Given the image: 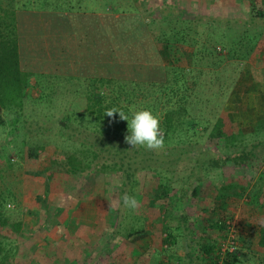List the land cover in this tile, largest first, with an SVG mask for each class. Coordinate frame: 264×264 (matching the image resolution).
I'll return each mask as SVG.
<instances>
[{
  "label": "rangeland",
  "instance_id": "1",
  "mask_svg": "<svg viewBox=\"0 0 264 264\" xmlns=\"http://www.w3.org/2000/svg\"><path fill=\"white\" fill-rule=\"evenodd\" d=\"M6 1L0 0V4ZM160 1L53 0V3L69 7L71 16L85 23L88 17L104 24L105 17L118 18L136 12L158 18L156 7L165 5ZM174 1L183 6L186 16L205 21L202 26L209 23L215 30L201 28L208 33L204 40L210 42L206 47L226 53L218 61L220 67L226 68L222 79L230 86L239 78L246 63L256 67L264 65V0ZM62 37L60 45L71 51L74 58L83 36L75 30ZM50 42L47 40V45ZM35 45L40 46L38 40ZM195 48L194 44H170L173 65L191 68ZM230 50L235 53L234 59L227 57ZM126 64L128 62L117 68L123 70L125 77H131ZM187 74L191 76V70ZM46 80L42 79L39 86L34 85L18 118L16 114L3 113L0 213L8 222L0 231V242L5 249L2 264H175L176 261L178 264H206L207 257L201 259L204 254L200 245L207 236L209 239L218 236L217 247L220 245L226 251L223 245L235 248L233 264H264V249L259 243L260 230L264 227L260 217L264 206L260 202L254 207L250 205L255 192L260 196L264 192V159H261L264 147L254 149L257 153L252 162L249 159L250 163L237 166L225 160L227 155L240 153L244 146L250 149L256 139H262L264 144V128L259 134H245L244 130V137L236 142V147L225 145L222 138L208 137L219 114L200 121L193 129L186 123L178 125L171 142L176 150L169 151L181 153L182 149H190L194 154L182 156L173 163L155 159L165 145L158 150L147 149L154 158L146 161L150 169L136 166L138 206L130 210L120 203V180L116 177L120 174L109 170L85 173L73 195L48 190L46 171L51 157L62 159L75 148L87 147L98 134L87 127L84 117L75 119L85 104V83L81 81L73 87L62 85L55 93L53 83L57 80L51 84ZM207 87L205 83L201 90L204 92ZM73 115L76 116L72 120ZM65 117L70 126L61 130L59 124ZM224 130L231 133L232 128L224 126ZM28 149L36 153L33 159L28 156ZM210 151L221 158L218 165L206 161ZM112 156L108 154L107 158ZM159 179L168 185L169 192L162 201L151 204ZM216 203H222L216 210H224L231 216L230 226L222 233L215 225L218 215L211 211ZM140 227L147 231L144 236H125L127 230ZM165 228L173 235L169 242L163 241ZM226 251L221 250L220 256L226 258Z\"/></svg>",
  "mask_w": 264,
  "mask_h": 264
},
{
  "label": "trees",
  "instance_id": "2",
  "mask_svg": "<svg viewBox=\"0 0 264 264\" xmlns=\"http://www.w3.org/2000/svg\"><path fill=\"white\" fill-rule=\"evenodd\" d=\"M160 2L165 5L156 7L158 18H148L136 12L118 18L105 17L104 24L97 18L94 21L87 17V23L78 20L71 16L69 7H63V4L54 6L53 0H7L6 4H0V127L5 123L4 112L19 117V111L23 110L34 85H41L42 79L45 81L46 78L49 84L57 80L53 83L55 93L65 85L73 87L81 81L86 85L83 92L84 107L76 114L79 116L71 117L72 120L74 117H84L87 127L98 136L93 143L88 142L87 147L75 148L62 159L51 157L46 171V185L50 192L73 195L85 178V173L109 170L120 174L116 177L120 180L118 193L121 198L125 193L139 197L135 186L136 166L150 169L146 161L153 160L154 155L146 148H133L126 142L128 122L121 119L118 113L107 116L110 109L120 110L129 117L133 111L150 110L159 120L163 147L166 146L158 156L155 155V159L173 163L182 156L194 154L190 149H182L181 153L169 151L176 150L171 142L178 132V125L186 123L189 129H193L200 121H208L219 114L208 137L222 138L225 145L236 147V142L244 137V130L245 134L263 131L264 99H254L247 95L246 89L251 78L264 77V65L256 67L246 63L239 78L230 86L227 80L222 79L227 71L224 66L220 67L218 61L226 53H217L215 48L209 50L206 47V43L210 42L204 40L208 33L201 28L215 31L211 25L206 23L202 26L205 21L186 16L183 6L174 0ZM77 22L79 24L76 27ZM75 30L83 36V40L73 58V53L60 45V40L63 34L71 35ZM36 40L40 45L38 47L35 45ZM47 40L51 41L48 45ZM199 42L200 45L197 44ZM172 43L195 45L191 68L173 65L170 55ZM229 52L227 57L234 59V51ZM127 62L131 77H125L123 70L117 68ZM190 70L191 76L187 74ZM221 79L223 81L220 83ZM205 83L208 87L203 92L201 88ZM49 89L52 90L51 85ZM258 89H261L259 85ZM241 90L245 91V95L238 94ZM65 121L66 117L63 122H59L61 130L70 126ZM224 126L231 127V133H227ZM257 147H264L262 139H256L248 150L244 146L240 148V153L234 152L230 157L227 155L225 160L237 166L250 163L257 153L254 151ZM28 152V156L33 159L36 153L32 149H28ZM261 152L263 160L264 150ZM108 154L113 156L107 158ZM219 159L213 151L206 156V161L214 165L219 164ZM1 167L0 156V170ZM168 192V185L159 179L154 199L150 203L162 201ZM261 196L255 192L250 205L254 207L260 202L264 206V192ZM217 206H222V203H216L211 211L218 215L215 225L222 233L230 226L231 216L224 210H216ZM260 217L263 224L264 212ZM7 222L0 213V231ZM120 224L121 221L117 222L118 226ZM166 230L163 241L169 242L173 235ZM114 231L117 235V230ZM146 232L142 227L129 229L125 236L140 238ZM218 238L209 239L207 236V240L201 243L204 254L201 259L207 257L206 264H233L236 260L235 248L229 252L220 245L217 247ZM259 243L264 249V227L260 230ZM221 250L228 254L226 258L220 256ZM4 252L0 242V264L4 263Z\"/></svg>",
  "mask_w": 264,
  "mask_h": 264
},
{
  "label": "clouds",
  "instance_id": "3",
  "mask_svg": "<svg viewBox=\"0 0 264 264\" xmlns=\"http://www.w3.org/2000/svg\"><path fill=\"white\" fill-rule=\"evenodd\" d=\"M114 113H118L121 119L128 122L129 134L125 139L133 148L140 146L149 150H158L163 147L164 140L159 120L150 110L133 111L129 117L120 110L110 109L106 115L112 117ZM121 200L126 209L134 210L138 206L137 199L127 193L122 196Z\"/></svg>",
  "mask_w": 264,
  "mask_h": 264
},
{
  "label": "crops",
  "instance_id": "4",
  "mask_svg": "<svg viewBox=\"0 0 264 264\" xmlns=\"http://www.w3.org/2000/svg\"><path fill=\"white\" fill-rule=\"evenodd\" d=\"M163 2V0H161ZM263 70V69H262ZM252 80L247 83V86L249 87L246 89L247 95H251L254 99L257 97L260 99H264V77L261 76L259 78H251ZM258 85L261 87V89H258ZM239 95H245V91H239Z\"/></svg>",
  "mask_w": 264,
  "mask_h": 264
},
{
  "label": "built area",
  "instance_id": "5",
  "mask_svg": "<svg viewBox=\"0 0 264 264\" xmlns=\"http://www.w3.org/2000/svg\"><path fill=\"white\" fill-rule=\"evenodd\" d=\"M232 243V242H231ZM230 244V243H229ZM223 247H225L226 249H228L229 251H232L233 250V247H231V246H226V245H223ZM224 250V249H223Z\"/></svg>",
  "mask_w": 264,
  "mask_h": 264
}]
</instances>
